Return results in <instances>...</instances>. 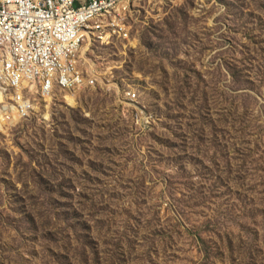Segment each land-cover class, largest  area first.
Masks as SVG:
<instances>
[{
  "label": "rangeland",
  "instance_id": "1",
  "mask_svg": "<svg viewBox=\"0 0 264 264\" xmlns=\"http://www.w3.org/2000/svg\"><path fill=\"white\" fill-rule=\"evenodd\" d=\"M131 27L73 108L0 116V264H264V0Z\"/></svg>",
  "mask_w": 264,
  "mask_h": 264
},
{
  "label": "built area",
  "instance_id": "2",
  "mask_svg": "<svg viewBox=\"0 0 264 264\" xmlns=\"http://www.w3.org/2000/svg\"><path fill=\"white\" fill-rule=\"evenodd\" d=\"M147 0H0V116L25 121L46 105L98 87L92 56L130 41ZM127 102L138 90L129 88Z\"/></svg>",
  "mask_w": 264,
  "mask_h": 264
}]
</instances>
